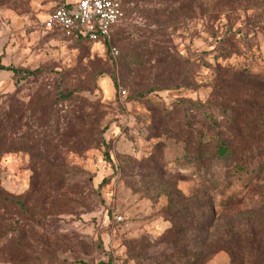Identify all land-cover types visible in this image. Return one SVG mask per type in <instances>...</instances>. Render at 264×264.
<instances>
[{
	"label": "rangeland",
	"instance_id": "obj_1",
	"mask_svg": "<svg viewBox=\"0 0 264 264\" xmlns=\"http://www.w3.org/2000/svg\"><path fill=\"white\" fill-rule=\"evenodd\" d=\"M66 1L0 0V264H264V0Z\"/></svg>",
	"mask_w": 264,
	"mask_h": 264
},
{
	"label": "built area",
	"instance_id": "obj_2",
	"mask_svg": "<svg viewBox=\"0 0 264 264\" xmlns=\"http://www.w3.org/2000/svg\"><path fill=\"white\" fill-rule=\"evenodd\" d=\"M126 17L125 0H67L43 22L48 30L76 37L107 40ZM113 54L118 50L113 47Z\"/></svg>",
	"mask_w": 264,
	"mask_h": 264
},
{
	"label": "trees",
	"instance_id": "obj_3",
	"mask_svg": "<svg viewBox=\"0 0 264 264\" xmlns=\"http://www.w3.org/2000/svg\"><path fill=\"white\" fill-rule=\"evenodd\" d=\"M104 41H106V40H104ZM5 69H7V70H10V71H12L14 74H17V73H19V70L17 69V68H14V67H4ZM248 70H246L245 69V71L243 72V73H248L249 75L248 76H252V77H259L257 74H255V73H252V72H247ZM263 79H264V75L263 76H261ZM244 126H241V125H239V124H237L236 125V133H237V135H238V137L241 139V143H243V145L244 146H247L248 145V143L247 142H244V140H243V135H244ZM229 148H228V145H227V143H225V142H223V143H221L220 145H219V147H218V150H217V153H218V155H220L221 157H226L227 155H228V153H229V150H228ZM213 209L211 208V210L209 211V212H211ZM209 223H210V221L208 220L207 221V223H206V228H204V229H199V230H195V228L194 229H191L190 230V235L192 236L191 237V239H193V238H195L196 237V231L198 232H203V231H205V230H207L208 228H209ZM191 246H189L190 248H189V250H188V256H189V262H188V264H201L202 263V261H201V258H202V252L200 251V252H196L195 251V248H194V246H193V242H191Z\"/></svg>",
	"mask_w": 264,
	"mask_h": 264
}]
</instances>
